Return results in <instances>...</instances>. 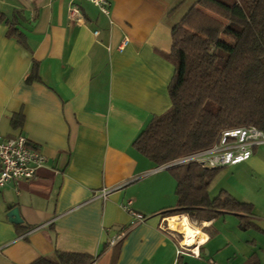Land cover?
I'll list each match as a JSON object with an SVG mask.
<instances>
[{
  "label": "crops",
  "instance_id": "obj_1",
  "mask_svg": "<svg viewBox=\"0 0 264 264\" xmlns=\"http://www.w3.org/2000/svg\"><path fill=\"white\" fill-rule=\"evenodd\" d=\"M194 1L109 0L104 15L87 0H0V135L22 133L44 155L33 178L0 189V264L57 250L88 253L91 264H264V238L246 233L264 236V142L208 187L211 198L251 203V214L186 217L205 236L198 257L176 254L185 238L169 222L184 215L159 214L176 203L173 176L132 146L170 105V30ZM9 21L20 38L7 35ZM33 60L39 79L26 82ZM220 216L232 228L216 237Z\"/></svg>",
  "mask_w": 264,
  "mask_h": 264
},
{
  "label": "trees",
  "instance_id": "obj_2",
  "mask_svg": "<svg viewBox=\"0 0 264 264\" xmlns=\"http://www.w3.org/2000/svg\"><path fill=\"white\" fill-rule=\"evenodd\" d=\"M6 33L20 38L10 21ZM170 35L171 49L165 55L174 67L167 85L170 105L147 122L132 146L160 166L211 147L226 128L254 126L264 132V0H195L171 26ZM37 68L33 60L26 82L39 79ZM21 122V113L11 117L13 128ZM221 167L193 161L168 166L176 203L159 214L184 215L196 224L224 212L241 219L251 214V203L225 191L209 196L208 187ZM240 225L245 227L242 221ZM92 260L88 253L57 250L28 264Z\"/></svg>",
  "mask_w": 264,
  "mask_h": 264
},
{
  "label": "built area",
  "instance_id": "obj_3",
  "mask_svg": "<svg viewBox=\"0 0 264 264\" xmlns=\"http://www.w3.org/2000/svg\"><path fill=\"white\" fill-rule=\"evenodd\" d=\"M104 15L109 14V0H87ZM69 18L78 19L79 11L76 6L69 7ZM97 31H94L96 34ZM264 142V132L254 126H237L221 131L217 142L211 147L179 157L169 163L160 165L167 168L171 165L193 161L206 167H221L231 165L246 159L251 153V148ZM44 161L41 151L31 145L27 137L18 133L14 136L0 135V189L9 181L18 179H31L36 175L37 167ZM107 191L102 189L104 195ZM124 208L136 221L143 219L142 215ZM110 243H114L112 240ZM198 244L187 246L183 239L176 248V254L188 253L193 257L199 256ZM215 264V263H212Z\"/></svg>",
  "mask_w": 264,
  "mask_h": 264
},
{
  "label": "bare ground",
  "instance_id": "obj_4",
  "mask_svg": "<svg viewBox=\"0 0 264 264\" xmlns=\"http://www.w3.org/2000/svg\"><path fill=\"white\" fill-rule=\"evenodd\" d=\"M169 225L176 229H179V231L184 235V245L194 246L198 241L202 240L205 237L199 229H196L189 225L186 216H183L181 221L178 223L169 222Z\"/></svg>",
  "mask_w": 264,
  "mask_h": 264
},
{
  "label": "rangeland",
  "instance_id": "obj_5",
  "mask_svg": "<svg viewBox=\"0 0 264 264\" xmlns=\"http://www.w3.org/2000/svg\"><path fill=\"white\" fill-rule=\"evenodd\" d=\"M226 1H227V2H232V0H226ZM226 169H228V166L225 167L223 170H226ZM212 183L214 184L215 181L212 182ZM213 184H211V185H213ZM211 187H212V186H211ZM227 217L233 219L235 216H234L233 214H227ZM221 219H222L221 216L218 217V218H217V221H218V222L213 224V228L217 230V232H216V234H215L216 237H217L218 235L222 234V233L226 234V233H228V232H231V228H232V227H228L227 224L222 223V222H221ZM213 228H212V229H213ZM198 229H199V228H198ZM246 233H247V234L249 233L250 235L256 237L257 239H258V237H260V238H264V236H261V234H260L259 232H256V231H254V230H248Z\"/></svg>",
  "mask_w": 264,
  "mask_h": 264
},
{
  "label": "water",
  "instance_id": "obj_6",
  "mask_svg": "<svg viewBox=\"0 0 264 264\" xmlns=\"http://www.w3.org/2000/svg\"><path fill=\"white\" fill-rule=\"evenodd\" d=\"M10 212L13 216V221H20L19 215H18L17 210L15 208H13Z\"/></svg>",
  "mask_w": 264,
  "mask_h": 264
}]
</instances>
